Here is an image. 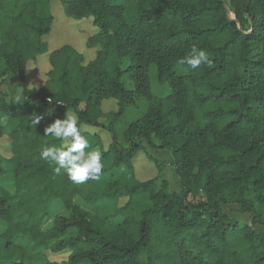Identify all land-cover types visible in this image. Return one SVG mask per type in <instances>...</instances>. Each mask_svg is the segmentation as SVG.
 Listing matches in <instances>:
<instances>
[{
    "label": "trees",
    "instance_id": "obj_1",
    "mask_svg": "<svg viewBox=\"0 0 264 264\" xmlns=\"http://www.w3.org/2000/svg\"><path fill=\"white\" fill-rule=\"evenodd\" d=\"M60 3L67 18L92 20L93 59L70 44L48 50L50 0H0V86L19 75L22 97L11 104L0 90L10 119L0 117L12 124L0 125L10 152H0V264H56L46 251H68L67 264H264V0ZM193 45L213 67L178 63ZM40 55L44 80L29 86L28 62ZM136 97L144 112L119 138ZM107 101L115 108L104 110ZM66 113L89 140L85 151L102 154L99 180L75 184L41 159L43 146H61L44 130ZM87 127L104 130L107 146ZM147 147L170 152L178 190ZM139 152L155 176L136 177ZM53 201L67 214L42 229ZM230 205L248 222L227 215Z\"/></svg>",
    "mask_w": 264,
    "mask_h": 264
},
{
    "label": "rangeland",
    "instance_id": "obj_2",
    "mask_svg": "<svg viewBox=\"0 0 264 264\" xmlns=\"http://www.w3.org/2000/svg\"><path fill=\"white\" fill-rule=\"evenodd\" d=\"M50 7L52 14L54 16L53 24L50 32L44 36V39L48 43V50H53L60 45L70 44L79 48L83 54L85 61H89L94 58V49L86 48V40L93 33H95V29L92 25L91 19H83V20H73L71 18H67L64 15L62 5L60 0H50ZM47 56L40 55L37 59L28 62V80L29 86H38L44 80L45 70L47 68ZM5 69L0 62V77L3 75ZM20 77L16 75L15 77L5 80L0 88H4L6 90V95L8 98L6 99L11 104L19 103L20 101L14 100V97L21 96L17 89L20 88ZM5 84V85H4ZM20 90V89H19ZM146 102L143 98L136 97L134 101L127 107L124 116L121 118L117 125V130L119 134V138H121L120 132L128 125V123L138 117L144 112ZM115 104L113 101H107L104 103V110L114 109ZM67 115L74 116L73 113H66ZM67 115L62 116L61 119H64ZM2 117H7L4 114H0ZM5 118L0 117V125L4 127L5 131L11 129L12 124ZM9 118V117H7ZM10 119V118H9ZM12 120V119H11ZM15 121V120H12ZM89 131L98 132L102 138V146L106 147L108 142L110 141L109 135L102 129L87 127ZM156 158L158 162H161L164 167L162 174L168 180L169 189L171 191H176L179 189L178 178L174 171L173 166H171L172 156L167 149H159L157 151H153L148 148ZM0 152L9 156V142L6 136L0 138ZM135 166V175L139 180H144L151 178L156 175L157 169L155 164L148 160L147 157L141 152H139L133 161ZM4 184L9 188H12L11 182L12 177L10 175L4 176ZM75 202H79L78 198H75ZM124 202V199H121L118 204L121 205ZM223 210L227 215L237 218L240 222H248V214L238 213L237 205L223 206ZM67 214V210L58 202L53 201L51 203V213L50 218L41 226L42 229L50 226L54 217L58 215ZM257 228H260L257 226ZM67 255L68 251H61L59 253H51L46 251V257L49 261L55 262L56 264H67Z\"/></svg>",
    "mask_w": 264,
    "mask_h": 264
},
{
    "label": "clouds",
    "instance_id": "obj_3",
    "mask_svg": "<svg viewBox=\"0 0 264 264\" xmlns=\"http://www.w3.org/2000/svg\"><path fill=\"white\" fill-rule=\"evenodd\" d=\"M180 65L187 64L193 69L199 68L201 64L213 67V60L209 53L196 45H193L189 53L181 58ZM21 96L14 97L20 101ZM41 116L33 115V124L39 123ZM2 122V121H0ZM45 136H53L62 141L60 147L45 145L41 149V159L54 164L53 172L60 175L62 170L67 177L75 184H82L88 180H99L104 164L102 154L98 149H91L89 140L81 134L78 119L75 116L67 115L64 119H55L46 126Z\"/></svg>",
    "mask_w": 264,
    "mask_h": 264
},
{
    "label": "crops",
    "instance_id": "obj_4",
    "mask_svg": "<svg viewBox=\"0 0 264 264\" xmlns=\"http://www.w3.org/2000/svg\"><path fill=\"white\" fill-rule=\"evenodd\" d=\"M16 75H12L11 77H9V79H11V78H13V77H15ZM19 76V75H18ZM9 79H7V81L9 80ZM3 84V83H2ZM5 85V84H4ZM2 87V86H1ZM20 89V90H19ZM0 90H2V91H4V92H6V90L4 89V88H0ZM17 92L21 95V87L20 88H18L17 89ZM8 98V95L6 96V99ZM172 162V161H171ZM171 162H169V163H171Z\"/></svg>",
    "mask_w": 264,
    "mask_h": 264
}]
</instances>
